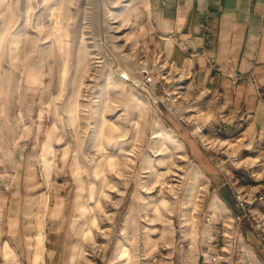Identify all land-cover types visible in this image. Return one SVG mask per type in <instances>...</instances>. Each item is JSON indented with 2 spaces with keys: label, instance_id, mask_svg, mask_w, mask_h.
Returning <instances> with one entry per match:
<instances>
[{
  "label": "rangeland",
  "instance_id": "1",
  "mask_svg": "<svg viewBox=\"0 0 264 264\" xmlns=\"http://www.w3.org/2000/svg\"><path fill=\"white\" fill-rule=\"evenodd\" d=\"M137 2L0 0V264H55L45 246L59 226L65 264H137L149 237L223 223L216 193L232 173L209 190L182 145L184 125L218 150L219 136L173 105L167 73V86L143 83L142 66L167 67L138 41Z\"/></svg>",
  "mask_w": 264,
  "mask_h": 264
},
{
  "label": "crops",
  "instance_id": "2",
  "mask_svg": "<svg viewBox=\"0 0 264 264\" xmlns=\"http://www.w3.org/2000/svg\"><path fill=\"white\" fill-rule=\"evenodd\" d=\"M137 3L138 41L166 65L174 87H180L173 105L179 107L186 100L193 107L190 116H201L202 129L208 130V136H219L222 146L218 150L200 144L194 138L199 132L185 125L189 140L182 138V145L209 176V190L215 191L213 181L224 168L234 180L216 193L225 208L217 210L223 223L208 215L194 231L184 229V240L178 238L183 230L175 228L169 244L148 236L151 245L144 246L146 253L137 264H264V248L250 221L242 214L235 217L223 197L230 189L247 192V186H261L258 177L264 176V0ZM246 176L250 184H239ZM63 231L62 226L52 229L45 246L51 261L55 255V264H65ZM212 254L218 255L217 262L210 261ZM107 260L98 259L96 264H109ZM125 260L122 264H127Z\"/></svg>",
  "mask_w": 264,
  "mask_h": 264
},
{
  "label": "built area",
  "instance_id": "3",
  "mask_svg": "<svg viewBox=\"0 0 264 264\" xmlns=\"http://www.w3.org/2000/svg\"><path fill=\"white\" fill-rule=\"evenodd\" d=\"M166 70L165 68L154 69L150 67V65H144L141 67L140 74L143 78V83L147 86L156 85L162 86L164 83L167 86L166 78ZM168 75V73H167ZM164 87V92L167 93L168 97H162L163 100L170 99L171 93L167 91L171 87ZM246 178H242V180H245ZM228 185L232 186L231 182H228ZM264 187V184H262ZM234 191V197L237 202V205L239 209L242 212V215L244 218H247L251 225L253 230L255 231V234L257 236L258 243L264 248V213L261 210L256 209V204H264V190L256 191L255 193H248L243 190H232ZM211 262L217 261V256H211L210 257Z\"/></svg>",
  "mask_w": 264,
  "mask_h": 264
},
{
  "label": "trees",
  "instance_id": "4",
  "mask_svg": "<svg viewBox=\"0 0 264 264\" xmlns=\"http://www.w3.org/2000/svg\"><path fill=\"white\" fill-rule=\"evenodd\" d=\"M223 197L225 199V202L228 204V206L232 208L233 210H235L234 201L236 200H235L234 194H232V190L230 189V191L226 192V195H224Z\"/></svg>",
  "mask_w": 264,
  "mask_h": 264
}]
</instances>
